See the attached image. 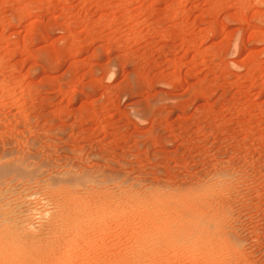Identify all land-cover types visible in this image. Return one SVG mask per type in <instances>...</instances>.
Instances as JSON below:
<instances>
[{"label": "rangeland", "instance_id": "1", "mask_svg": "<svg viewBox=\"0 0 264 264\" xmlns=\"http://www.w3.org/2000/svg\"><path fill=\"white\" fill-rule=\"evenodd\" d=\"M0 264H264V0H0Z\"/></svg>", "mask_w": 264, "mask_h": 264}]
</instances>
